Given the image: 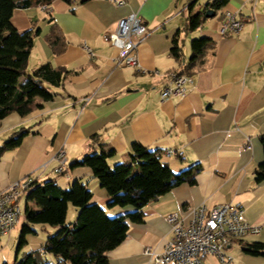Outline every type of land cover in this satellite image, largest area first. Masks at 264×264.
I'll use <instances>...</instances> for the list:
<instances>
[{
	"label": "crops",
	"instance_id": "obj_1",
	"mask_svg": "<svg viewBox=\"0 0 264 264\" xmlns=\"http://www.w3.org/2000/svg\"><path fill=\"white\" fill-rule=\"evenodd\" d=\"M188 1L124 0L118 6L111 0L73 4L53 0L50 15L44 7L13 11L17 29H39L27 71L49 61L68 74L61 87H50L56 93L52 100L37 99L42 103L40 108L24 116L11 112L0 119V144L21 128L29 130L19 146L0 156V191L26 176L39 182L53 178L61 188L79 181L92 191L89 202L112 216L131 207H107L108 194L91 168L70 166L85 153L99 151V143L115 149L110 165L123 161L131 144L138 142L148 149H172L173 153L163 154L162 160L174 173L191 166L199 168L194 184H177L144 206L143 220L130 222L125 238L108 251L109 264H157L143 250L150 246L156 252L163 251L171 237L170 214L176 213L187 222L193 209L205 205L209 210L222 203L240 206L246 220L260 230L232 241L225 249L230 260L220 261L208 254L201 263L264 264L263 257L242 249L247 243H264V180H254V171L264 158L260 142L264 133V0H226L191 31L186 30L188 14L195 12L194 5L201 11L208 0ZM225 11L243 20L238 33H221ZM132 12L139 14L148 30L136 50L139 68L117 64L116 22ZM53 24L65 41L61 53H54L45 38ZM176 33L184 62L191 55L192 39L206 37L212 45L201 67L191 75L193 85L186 94L162 100L160 91L169 80L168 73L181 69L170 53ZM60 149L66 163L65 169L57 172ZM71 206L68 224L78 212ZM23 217L25 220L24 213ZM15 227L0 236V264L41 251L46 237L58 228L32 225L35 232L26 236V244L16 254L19 232Z\"/></svg>",
	"mask_w": 264,
	"mask_h": 264
},
{
	"label": "trees",
	"instance_id": "obj_2",
	"mask_svg": "<svg viewBox=\"0 0 264 264\" xmlns=\"http://www.w3.org/2000/svg\"><path fill=\"white\" fill-rule=\"evenodd\" d=\"M69 4L83 3L87 0H63ZM53 0H0V119L11 112L24 116L40 108L42 101L52 100L56 93L53 87H61L68 71L53 66L49 61L42 62L31 72L27 71L30 50L34 36L39 29L19 30L12 22L16 8L44 7L51 12ZM226 0H208L203 9L190 12L187 16L186 30H194L205 19V10L220 9ZM193 5V2L189 6ZM178 34L173 37L171 55L181 65L179 74L193 75L203 62V56L212 43L206 37L191 40V55L183 61ZM54 53L64 50L65 41L55 24L45 36ZM21 77L22 80H19ZM29 132L21 128L0 144V156L21 143ZM92 139L97 140V135ZM264 152V133L260 135ZM99 151L85 153L81 159L72 162L73 166H89L99 185L108 194L106 206L111 208L131 207V210L108 215L97 203H90L92 191L83 183L74 181L67 188L58 186L53 178L42 182L34 179L24 191L23 213L25 221L21 226L16 254L26 244V236L35 232L32 225L47 224L58 227L46 237L41 251H33L15 256L13 264H109L108 251L125 238L130 222H141L144 206L151 200L168 192L182 182L194 184L199 168L188 167L174 173L162 160L164 150L148 149L138 142L131 144L127 157L113 165L109 159L115 156V149L99 143ZM33 179V178H32ZM254 180H264V158L254 171ZM69 205L78 212L72 224L66 223ZM245 253L264 258V243L255 241L242 246ZM41 252L52 259L43 257ZM5 264V263H4Z\"/></svg>",
	"mask_w": 264,
	"mask_h": 264
},
{
	"label": "built area",
	"instance_id": "obj_3",
	"mask_svg": "<svg viewBox=\"0 0 264 264\" xmlns=\"http://www.w3.org/2000/svg\"><path fill=\"white\" fill-rule=\"evenodd\" d=\"M116 5H123L124 0H111ZM243 20L235 13L225 11L221 22V33H238ZM119 41V54L117 64L123 66L140 67L136 50L138 45L148 35L146 25L136 12L120 17L114 29ZM168 82L161 88L160 98L169 99L186 94L189 86L193 85L191 75L168 73ZM85 101L88 98L84 99ZM250 148L251 145H245ZM173 153L172 149H165L164 154ZM56 158L58 160L57 172L65 169V152L60 149ZM44 166V164L42 165ZM33 179L30 176L11 182L0 191V236L8 234L19 222L23 213L20 201L24 191ZM170 224L171 237L164 245L162 252H156L152 247L146 246L144 253L157 264H202L204 255L214 254L220 261L230 260L225 252L232 241L241 239L248 234H257L258 225L250 224L240 206L222 203L214 208L207 209L205 205L192 210V216L185 220L172 213L167 217Z\"/></svg>",
	"mask_w": 264,
	"mask_h": 264
},
{
	"label": "rangeland",
	"instance_id": "obj_4",
	"mask_svg": "<svg viewBox=\"0 0 264 264\" xmlns=\"http://www.w3.org/2000/svg\"><path fill=\"white\" fill-rule=\"evenodd\" d=\"M191 0H189L188 2H187V4L190 2ZM192 10H195V12H198L200 9H199V6L198 5H194V7L192 8ZM27 192V191H26ZM26 192H24V194H23V196H22V199H21V201H20V204H21V207H22V211H23V206H24V200H25V194H26ZM73 208V206H71L70 207V209H72ZM67 219H70V214L68 213V217H67ZM24 217H23V213L20 215V219H19V222H18V224L16 225V227H15V229L18 231V232H20V229H21V226H22V224L24 223ZM19 234V233H18ZM15 249H16V247H15ZM14 261V260H13ZM11 264H13V262L11 263Z\"/></svg>",
	"mask_w": 264,
	"mask_h": 264
},
{
	"label": "water",
	"instance_id": "obj_5",
	"mask_svg": "<svg viewBox=\"0 0 264 264\" xmlns=\"http://www.w3.org/2000/svg\"><path fill=\"white\" fill-rule=\"evenodd\" d=\"M215 14V10L208 8L205 10V17H210L213 16Z\"/></svg>",
	"mask_w": 264,
	"mask_h": 264
}]
</instances>
